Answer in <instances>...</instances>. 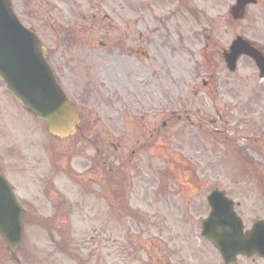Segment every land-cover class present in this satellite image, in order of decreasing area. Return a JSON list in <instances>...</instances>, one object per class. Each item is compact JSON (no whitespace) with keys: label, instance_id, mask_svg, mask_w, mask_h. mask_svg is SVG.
Masks as SVG:
<instances>
[{"label":"rangeland","instance_id":"374dc122","mask_svg":"<svg viewBox=\"0 0 264 264\" xmlns=\"http://www.w3.org/2000/svg\"><path fill=\"white\" fill-rule=\"evenodd\" d=\"M232 3L12 0L23 24L35 30L49 48V58H110L125 68L130 103V118L118 117L112 127L114 137L106 132L101 142L103 158L130 173L128 179L124 172L117 177L118 183L131 185L116 194L119 201L128 193V211L116 202L115 213L114 209L110 213L102 201H94L83 207L82 214L98 215V220L75 216L77 221L56 222L52 227L27 218L23 242L17 249L23 264H144V252L134 253L130 247L133 234L144 232L147 225L157 230L153 226L157 222L163 226V221L177 223L190 214V208L198 220L200 207L184 204L188 199L203 198L209 185L225 188L238 200L247 222L264 218V82L249 59L240 58L236 70L229 72L219 53L236 34L259 42L262 19L256 18V7L250 6L242 20L233 21L228 15ZM105 89L108 86H102L100 92ZM110 113L92 111L90 118L108 119ZM178 114L183 118L187 114L195 124L190 127L186 119L170 121ZM23 121L5 100L0 85V160L13 173L18 154L7 152L19 148L26 166L30 158L27 131L19 127ZM259 143L262 151H257ZM113 145L118 149L113 150ZM237 147L245 148L260 170L238 174V161L231 156ZM18 181L23 189L28 188V182ZM19 193L26 198L33 194ZM33 206L43 214L49 211L45 202L36 201ZM63 231H70L71 241L78 239L79 246L63 250ZM93 231H97L96 238L89 242ZM108 234L112 238L105 244L103 235ZM0 264H13L6 258L1 240Z\"/></svg>","mask_w":264,"mask_h":264},{"label":"flooded vegetation","instance_id":"af4514ba","mask_svg":"<svg viewBox=\"0 0 264 264\" xmlns=\"http://www.w3.org/2000/svg\"><path fill=\"white\" fill-rule=\"evenodd\" d=\"M253 6L256 7V18L262 19L259 21L261 28H258L257 32L261 41L264 40V24L262 23L264 21V0H256ZM49 28L52 31V26L49 25ZM205 37L209 38L207 35ZM260 41L254 45L264 55V44ZM205 45L207 47L209 42L207 41ZM47 55L50 56L49 50ZM46 59L70 102L79 112V128L76 133L65 138L63 145L56 147L53 145L55 139L52 136L42 134L43 127L40 121L21 108L10 94L2 90L7 102L14 107L19 116L24 118L20 127L27 131L26 136L31 141H27L28 146L31 145L28 166L22 160L26 157L21 150L19 148L12 149L14 155L18 154V160L15 161L16 170L13 173L14 184L21 189L22 186L18 180L26 181L29 184L25 191L33 193L29 198H26L25 195H17L11 184L18 201L23 206L27 207L30 201L32 203L29 205L31 210L25 211L23 218L32 220L45 218L47 221L62 223L77 221L75 216L82 220L91 221V218L98 220V215L93 214V216L85 217L82 214L86 211L83 207L94 201L97 203L102 201L110 213L113 209L115 213L116 202H121L124 206H120V209L124 212L128 211L125 208L131 203L128 193L126 192V198L119 201H117L116 194L117 191L124 192L131 182L129 184L128 182L118 183L117 177L124 170L118 166H112L113 160L104 159L101 149L104 133L107 132L109 133L106 134L107 136L114 137L112 127H114L115 120L118 117H121V120L130 118L125 68L117 62L112 63L110 58H108L109 60L102 58ZM172 59L174 60V58ZM118 75L121 77L118 78ZM102 85L108 86L105 93L100 92ZM97 106L99 110L111 111L112 114L108 119L90 118V112L95 111ZM177 118H180L179 115ZM131 131V129L128 130L129 133ZM112 148L117 150L118 146L113 145ZM106 163L107 165H105ZM6 167V163L0 160V170L10 182ZM247 170L256 171L258 168ZM125 173L123 175H126L127 179L130 178V173ZM192 186L195 187L196 184L192 183ZM215 187L217 186L209 185L207 191H211ZM217 188L225 190L222 187ZM195 189L200 190V186H196ZM224 193L228 197L230 196L226 190ZM198 196H202V194L198 192ZM36 201L45 202L49 211L43 214L33 206ZM233 202L234 210L244 222L240 202L238 200H233ZM186 203L184 205L200 207L198 208V220H196L194 209L190 208L188 209L190 214L184 215L183 219L177 223L163 221V226L157 222L153 225L157 230H150L147 225V230L144 232L133 234L134 241L130 240V247L135 253L144 252V264H226L214 246L201 233L202 219L210 211L206 195L200 199H188ZM96 232L93 231L90 234L89 242L94 241ZM70 234L69 231L63 232L62 246L66 252H69L73 245L79 246L80 244L78 239L76 242L70 241ZM143 234L144 236H142ZM111 238V234L103 235L102 240L107 244ZM261 261L264 263V259L258 256L236 255L232 264H261Z\"/></svg>","mask_w":264,"mask_h":264},{"label":"water","instance_id":"95a60500","mask_svg":"<svg viewBox=\"0 0 264 264\" xmlns=\"http://www.w3.org/2000/svg\"><path fill=\"white\" fill-rule=\"evenodd\" d=\"M253 1L236 0L230 8L233 18H241L244 5ZM240 54L252 57L258 64L262 60L246 40L236 37L223 52L230 70L235 69ZM0 78L23 106L46 121L50 133L63 136L76 127L77 115L55 82L45 61L44 47L36 34L20 23L9 0H0ZM208 200L212 211L203 221L202 233L224 259L236 253L264 257V220L255 221L249 230L242 232L239 218L220 192L213 191ZM22 214L21 206L0 173V236L6 242L9 257L18 264L15 249L22 240Z\"/></svg>","mask_w":264,"mask_h":264}]
</instances>
